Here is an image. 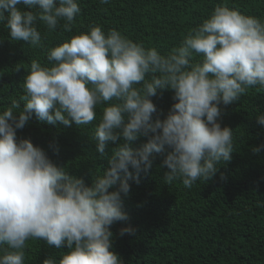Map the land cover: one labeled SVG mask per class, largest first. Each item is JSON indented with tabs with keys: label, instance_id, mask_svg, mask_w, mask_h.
I'll return each instance as SVG.
<instances>
[{
	"label": "clouds",
	"instance_id": "1",
	"mask_svg": "<svg viewBox=\"0 0 264 264\" xmlns=\"http://www.w3.org/2000/svg\"><path fill=\"white\" fill-rule=\"evenodd\" d=\"M80 13L79 0H0V23L10 38L32 47H42L38 22L71 33ZM194 56L200 59L194 62ZM47 61L32 59L25 69L24 107L13 101L0 111V264H25L23 249L30 239L67 247L58 259L49 256L42 264H123L112 250L110 229L128 219L122 207L129 180L138 183L156 154L166 153L163 179L181 180L190 189L231 160L234 134L219 122L220 105L233 103L249 88H264V20L217 5L167 55L92 24L50 47ZM158 90L174 92L175 103L163 120L153 118L157 108L151 97ZM33 114L65 126L96 120L91 139L101 156L108 142L122 143L89 186L30 139H17L16 130ZM256 121L264 126V113ZM139 137L147 141L133 149ZM261 150L264 145L252 148ZM134 232L128 226L119 235Z\"/></svg>",
	"mask_w": 264,
	"mask_h": 264
},
{
	"label": "trees",
	"instance_id": "2",
	"mask_svg": "<svg viewBox=\"0 0 264 264\" xmlns=\"http://www.w3.org/2000/svg\"><path fill=\"white\" fill-rule=\"evenodd\" d=\"M222 4L264 20V0H110L108 4L79 0L81 13L71 33L59 26L50 31L38 22L42 47L12 40L0 23V111L13 101L24 107L22 83L32 59L48 65L50 47L86 32L92 24L105 33L116 29L133 42L167 55ZM199 59L193 57L194 62ZM173 95V90H158L151 97L157 108L154 119L166 117L175 103ZM220 108L219 122L233 130L235 151L229 162L218 165L215 177L198 180L190 189L181 180L169 184L163 179L168 169L161 167L166 153H161L147 173L139 174L138 183L129 180L130 192L122 207L128 219L110 229L112 250L123 264H264V150L252 151L264 145V126L256 121L257 114L264 113V88H249L238 100ZM101 110H97V120ZM96 123L50 124L33 114L16 133L18 140L30 139L57 166L90 186L94 175L109 167L112 150L122 143L108 142L101 156L91 139ZM146 141L139 137L131 147L140 148ZM128 226L135 229L134 234L120 236V229ZM23 251L25 264H42L49 256L58 259L67 247L56 249L30 239Z\"/></svg>",
	"mask_w": 264,
	"mask_h": 264
}]
</instances>
